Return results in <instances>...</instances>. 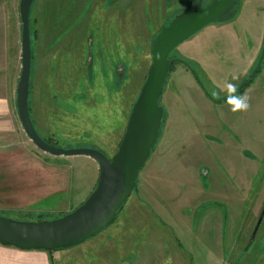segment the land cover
<instances>
[{"label":"rangeland","instance_id":"374dc122","mask_svg":"<svg viewBox=\"0 0 264 264\" xmlns=\"http://www.w3.org/2000/svg\"><path fill=\"white\" fill-rule=\"evenodd\" d=\"M49 1L55 5L53 11L48 5L49 3L44 5L45 10L42 3H39V1L35 3L33 14L35 19L33 30L37 46L35 65L45 64L44 60H46L43 57L45 50L42 51V48H46L48 43L44 40L43 23L46 21V24L52 25L51 28L54 29L56 22L62 26L63 19L67 22L71 20L70 17L75 18L78 16L77 10L73 13L62 11V0H58L57 4L54 0ZM112 1L99 0V13H97V16L100 20L101 18L105 19L103 16H107L106 19L110 17L107 9ZM131 1L133 2V0H129V2ZM211 1L213 0H183L180 4L184 7V10L176 12V9L181 7L179 6L168 12L157 28L154 27V23L150 22V15L147 14L149 22L145 26L148 29L146 33L150 45L147 48L145 59H143L142 54H139L143 51L140 44L142 42V39H140L143 33L142 29L139 33H133L137 26L133 24L134 22H131L129 31L132 32L128 36L127 30L124 31L116 26L113 29L114 38H119L120 44L128 40L131 42L130 60L118 59L119 55H114V58H107L103 50L104 45L99 44V52L93 46L94 48L90 49L87 57V75L91 78L94 68L98 65L100 69L104 68L105 76L100 77V82L104 83L111 93L120 92L119 97L121 100L112 102L104 100L105 90H101L99 87V93H95L97 94L99 106L97 115L94 114L92 118L84 122L85 126L83 127L87 132L83 134L80 132L81 129L76 128L79 120L76 103H78L77 100L86 97L85 84L82 81L78 87L75 83L67 82L65 79L68 78L63 77L61 91L52 89L50 95L49 92L45 91L42 94L43 101L45 97L50 99V96H53L51 98L53 104L45 109V113H47L45 130L38 126L44 139L56 147L63 148L85 146L83 144L87 143L89 146L86 147L101 149L109 157H113L114 152L112 151L118 143L116 132L125 129L128 113L131 111L152 65L151 48L156 34L175 15L185 10L199 9ZM82 2L84 3L83 0L77 1V5L80 7L79 18L92 13L83 12ZM98 7L95 9L96 12ZM92 15L95 16L94 11ZM239 15L240 17H238ZM51 19L53 21L56 19V21L53 22ZM234 21H236L235 24ZM214 22L219 26L215 30L216 32L208 33L207 31L206 33L204 30L209 29H200L171 51L172 57L180 61L174 63L164 85L160 98V104L164 108V116L157 143L153 147L150 161L146 166L159 164L160 160H164L165 154L161 153L163 150L170 155V157H166V160L171 159L170 162H167L170 166H181L183 161L193 163L195 172L200 174H198L200 184L202 183L201 178L206 179L209 177L206 184L209 182L208 187L211 195L209 197L200 194L201 200H207V203L199 205L196 213V223H199V219L206 211L210 216L211 228H214L212 226H215L217 222L215 212L220 211L223 213L226 211V220L225 223L223 222L226 228V239L229 228L236 223L235 229L238 232H244L246 236L238 238V232L235 231L234 235L236 237L232 238L236 241L232 243L234 245L227 246L226 243L225 263L264 264V105L256 111L251 108V99H249L250 108L247 111L232 112L227 102H217L218 99L227 95V83L230 82L238 86L259 61L264 48V0H235L230 8ZM247 22L257 24L252 39L255 42V36H257L259 41L257 57H255L254 52L255 45H252L251 50L250 46L248 48L242 41L245 37L241 36V31L244 30ZM104 23L99 24L100 43L104 41L107 35ZM230 28L233 30H227ZM78 32L81 33L82 31ZM51 33H55L54 30ZM50 37H53V35ZM234 37L238 40H234ZM247 38L249 39V36ZM229 40H232V43H227ZM40 54L42 56H39ZM250 57H255V59L250 60ZM39 68L41 69L40 66ZM107 72H109V75H107ZM111 72L112 76L110 75ZM39 76L38 73L34 87L42 82ZM255 86L260 87V90H258L260 99L261 91L264 92V58L257 74L247 83L239 95L243 96L250 88H255ZM58 104L60 109L55 110L54 106L58 108ZM256 112L259 114V119L257 123H253L254 119L252 118L255 117ZM72 125H75V128H72ZM3 145H5L4 142L0 141V216L16 220L40 221L53 220L67 214L62 212L61 207L62 199L65 197L62 194V167L69 169L68 173L65 174L66 179L69 180L70 177H75L74 170L72 173V169L69 167L68 159L62 156L56 157L41 151L39 148H34V151L29 153H32V156L37 160L35 166L31 171H24L22 167H19L16 157L6 155L10 154V151ZM235 145L238 149H241V155H244V165L256 167L258 164V172L252 178L255 183L252 182L250 190H246L245 195L248 194L246 196L248 198L241 200L240 204L230 207L223 200L221 201L223 204H221L218 202V198H214L217 192H213L211 176L219 173L217 170L219 167H216V164L211 161L204 160L203 156L204 152L208 150L207 148H212L216 151V159L219 158L218 154H220V158L223 157L224 159L223 151L226 150L227 163L228 154L231 153V150L234 151ZM220 146L221 152L219 150ZM199 154L202 157L198 156ZM192 158H194V162ZM19 168L21 169L19 170ZM24 168H28V165ZM28 174L31 175V178L27 176ZM225 175L227 183L231 184L232 177L228 173ZM40 184H57L58 187L43 190L41 189L43 187H38ZM33 187L36 188V194L26 195L25 192L23 193V190L30 191ZM54 191L56 192L54 193ZM48 194L50 196H47ZM67 195L69 196V193ZM198 195L199 193L196 194V196ZM197 201L196 199V205L198 204ZM113 226H107L103 230H112ZM103 232L105 234L107 231ZM198 255L202 256L201 253ZM143 256L146 261L149 260L146 253ZM193 256L195 257V254ZM163 257V259L157 257L160 262L154 259V261L149 260V263L172 264L170 262L171 256L164 254Z\"/></svg>","mask_w":264,"mask_h":264},{"label":"crops","instance_id":"0c3cea01","mask_svg":"<svg viewBox=\"0 0 264 264\" xmlns=\"http://www.w3.org/2000/svg\"><path fill=\"white\" fill-rule=\"evenodd\" d=\"M20 1L0 0V141L4 142L5 145L3 146L10 151V154L6 155L16 157L19 167H22L24 171H31L37 160L29 152H33L34 148L38 147L24 130L17 105V90L22 72ZM38 1L42 3L43 7L46 3H49L48 5H50L52 11L55 8V5L51 4L49 0H35L30 12L32 64L29 109L38 132V126L44 129L47 121L45 109H48L50 104H53L51 102L53 96H50V99L45 97L43 101L42 94L45 91L49 92L50 95L52 89L61 91L62 79L65 77L68 78L65 79L67 82L75 83L78 87L82 81L85 84L86 97L85 99L77 100L78 103H76L79 113L76 128L81 129L80 132L85 134L87 130L83 127L85 126L84 122L92 118L94 114L97 115L99 106L96 92L99 93L100 89H104V100L108 102L121 100L119 97L120 92L111 93L110 89H107L106 85L100 82V77L105 76L104 68L100 69L99 65L96 66L93 70L94 73L91 74L92 77H88L87 57L90 49L95 46L99 52V44H102L104 45L103 50L107 58H114V55H119L118 59L129 61L131 58V42L128 40L120 44L119 38L116 39L113 36V29L117 26L124 31L127 30L129 36L132 32L129 31L131 22H134L133 24L137 28L133 30V33H139L140 29L143 31L140 38L142 39L140 44L143 51L139 52L138 48L136 50L145 59L147 48L150 45V42L147 41L146 33L148 30L146 26L149 22L147 14L150 15V22L154 23V27L157 28L168 12L179 6L181 7L176 9V12L184 10V7L180 4L183 0H133V2H129V0H113L107 9V13L110 14L108 19L110 20L103 15L105 19L101 18L100 20L97 16V13H99V0H83V12L93 13L94 11L95 16L93 17L92 13H90V15H84L82 18H79L80 7L77 5L78 0H62V11L73 13L77 10L78 16L75 18L70 17L71 20L67 22L63 19L62 26L56 22L54 29L51 28L52 25L46 24V21L43 23L44 40L48 43L46 48H42V51L45 50L43 57L46 60H44L45 64L35 65L37 46L33 30V22L35 20L33 14L35 12V3ZM54 1L57 4L58 0ZM97 7L98 11L96 12L95 9ZM51 20L53 21V19ZM236 21H234V24ZM103 22H105L107 35L104 41L100 43L99 24H103ZM217 26L218 24L212 22L202 29H209L204 30L206 33L207 31L208 33L216 32L215 30L219 28ZM256 28L257 24L247 22L244 30L241 31V36L245 37L242 41L248 48L250 46L252 50V45H255V57H257L256 55L259 52L257 36H255V42L252 40L253 32L256 31ZM75 29L82 32L80 33ZM52 30L55 33H51ZM51 35L53 37H50ZM248 36L249 39L247 38ZM230 37L232 38V36ZM234 40L238 39L234 37ZM227 43H232V40ZM39 56H42V54ZM255 57H250V60L255 59ZM38 73L42 82L34 87ZM107 75H109V72H107ZM110 75L112 76V72ZM258 90H260V87L255 86V88H250L243 95L250 97L251 108L256 111L260 106L264 105V92L261 91L259 99ZM54 109L59 110L60 106L58 108L54 106ZM130 113L131 111L128 113L125 129L116 132L118 134V143L116 145L117 148L115 147L114 151H112L114 152L113 154L118 150L123 138ZM254 115L255 117L252 118L254 119L253 123H257L259 114L256 112ZM72 128H75V125H72ZM111 131L110 133H112ZM83 145L89 146L87 143ZM207 149L204 152V160L211 161L216 164V167H219L217 169L219 173L211 176L213 192H217L214 198H218V202L221 204H223L221 202L223 200L230 207L240 204L241 200L248 198L246 197L248 194L245 195L246 190H250L252 182L255 183L252 178L258 172V164L256 167L244 165V155H241L242 151L236 145L234 146V151L231 150V153L228 154L227 163L226 150L223 151L224 159L223 157L220 158V154H218L219 158L216 159V151L212 148ZM219 150L220 152L222 151L221 146ZM161 153L165 154L164 160H160L159 164L146 166L150 161V156L140 170L133 192L110 224L114 225L112 230H102L77 246L52 251L43 249L23 250L12 245L0 243V264H151L149 260L154 261L156 259L155 261L160 262L157 257L163 259L164 254L171 256L170 262L172 264H226L224 259L226 243L227 246H231L234 245L232 243L236 242L232 238L236 237L234 233L237 231L235 229L237 223L234 224L235 226L233 225L234 227L229 228L227 239L224 225L226 211L223 213L220 211L215 212L217 222L215 226H212L214 228H211L210 216L206 211L199 219V223H196V213L199 205L207 203V200H201L200 196L205 194L211 197L208 187L209 182L206 184L209 177L206 179L201 178L202 183L200 184V174L198 173V175L195 172L193 163L183 161L181 166H170L167 162H170L171 159L166 160V157H170V155L166 154L165 150ZM198 156L202 157L200 154ZM62 157L68 159L72 173L73 170L75 172L73 173L75 177H70L68 180L65 174L68 173L69 169L62 167V194L65 197L62 199L61 207L63 213H69L84 203L95 189L99 180L100 169L99 163L89 156L62 155ZM192 160L194 162V158ZM27 165L28 168H24ZM226 173L233 179H231V184L226 181ZM27 176L31 178L30 174ZM31 183L29 184L30 186ZM38 187H43L41 189L45 190L58 186L57 184H40ZM35 190V187L30 191L25 189L23 193L33 195L36 194ZM68 193L69 196L67 195ZM197 193H199L198 196H196ZM47 196L50 195L48 194ZM196 199L198 200L197 205ZM103 231L107 232L103 234ZM244 236H246L244 232H238V238ZM144 253L147 254L149 260H145ZM200 253L202 256L198 255ZM193 254H195V257ZM152 264L155 263L153 262Z\"/></svg>","mask_w":264,"mask_h":264},{"label":"water","instance_id":"95a60500","mask_svg":"<svg viewBox=\"0 0 264 264\" xmlns=\"http://www.w3.org/2000/svg\"><path fill=\"white\" fill-rule=\"evenodd\" d=\"M35 0L20 1L22 21V72L17 90L19 116L25 132L35 145L55 156L85 155L99 163V180L90 196L73 211L53 220L24 221L0 216V243L23 250H57L79 245L101 232L115 219L133 192L140 170L157 143L164 108L160 104L172 65L170 57L182 41L216 21L235 0H213L199 8L175 15L156 35L152 44V65L132 107L126 130L113 157L95 147H56L44 139L30 115L29 94L32 64L30 12ZM264 48L255 68L237 86L238 94L257 74ZM194 74V70H192ZM199 80V78L197 77ZM226 96L217 102H226Z\"/></svg>","mask_w":264,"mask_h":264},{"label":"clouds","instance_id":"9594fccd","mask_svg":"<svg viewBox=\"0 0 264 264\" xmlns=\"http://www.w3.org/2000/svg\"><path fill=\"white\" fill-rule=\"evenodd\" d=\"M226 102L230 105L232 112H244L250 108L249 97L238 94V89L235 84H226Z\"/></svg>","mask_w":264,"mask_h":264},{"label":"trees","instance_id":"16d2710c","mask_svg":"<svg viewBox=\"0 0 264 264\" xmlns=\"http://www.w3.org/2000/svg\"><path fill=\"white\" fill-rule=\"evenodd\" d=\"M217 20H218V19H217ZM217 20H216V21H217ZM170 57H172V55H171V54H170ZM177 62H178V61H177ZM175 63H176V62H175ZM173 65H174V64H173ZM173 65H172V66H173ZM171 68H172V67H171ZM170 70H171V69H170ZM169 72H170V71H169ZM168 74H169V73H168Z\"/></svg>","mask_w":264,"mask_h":264}]
</instances>
